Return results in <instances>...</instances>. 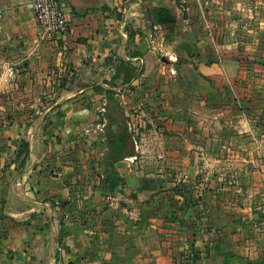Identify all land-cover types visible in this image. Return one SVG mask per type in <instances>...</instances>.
Wrapping results in <instances>:
<instances>
[{
  "label": "crops",
  "instance_id": "1",
  "mask_svg": "<svg viewBox=\"0 0 264 264\" xmlns=\"http://www.w3.org/2000/svg\"><path fill=\"white\" fill-rule=\"evenodd\" d=\"M33 1L0 0V264H264V0H66L50 38Z\"/></svg>",
  "mask_w": 264,
  "mask_h": 264
},
{
  "label": "built area",
  "instance_id": "2",
  "mask_svg": "<svg viewBox=\"0 0 264 264\" xmlns=\"http://www.w3.org/2000/svg\"><path fill=\"white\" fill-rule=\"evenodd\" d=\"M31 9L38 26L46 37L67 33L69 16L66 0H34ZM121 28H124V24ZM157 158L161 160L163 155L158 154Z\"/></svg>",
  "mask_w": 264,
  "mask_h": 264
},
{
  "label": "trees",
  "instance_id": "3",
  "mask_svg": "<svg viewBox=\"0 0 264 264\" xmlns=\"http://www.w3.org/2000/svg\"><path fill=\"white\" fill-rule=\"evenodd\" d=\"M155 23L159 25H172L175 23V18L167 10H160L156 16Z\"/></svg>",
  "mask_w": 264,
  "mask_h": 264
},
{
  "label": "rangeland",
  "instance_id": "4",
  "mask_svg": "<svg viewBox=\"0 0 264 264\" xmlns=\"http://www.w3.org/2000/svg\"><path fill=\"white\" fill-rule=\"evenodd\" d=\"M241 55V54H239ZM247 68V67H246ZM249 74H250V77L249 78H264V68H256L254 66H249ZM3 68H0V71H2ZM175 73L173 72L172 75H174ZM256 81L253 80L252 83H255ZM257 85V84H255ZM253 85V86H255ZM253 90H260V88H253Z\"/></svg>",
  "mask_w": 264,
  "mask_h": 264
}]
</instances>
